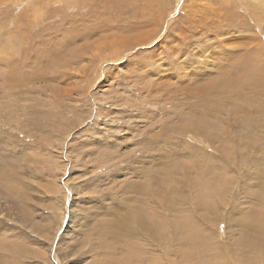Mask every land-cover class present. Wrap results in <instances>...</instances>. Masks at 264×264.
<instances>
[{
  "label": "rangeland",
  "instance_id": "374dc122",
  "mask_svg": "<svg viewBox=\"0 0 264 264\" xmlns=\"http://www.w3.org/2000/svg\"><path fill=\"white\" fill-rule=\"evenodd\" d=\"M263 74L264 0H0V264H118L144 186L153 262L264 263Z\"/></svg>",
  "mask_w": 264,
  "mask_h": 264
},
{
  "label": "bare ground",
  "instance_id": "6f19581e",
  "mask_svg": "<svg viewBox=\"0 0 264 264\" xmlns=\"http://www.w3.org/2000/svg\"><path fill=\"white\" fill-rule=\"evenodd\" d=\"M40 9V8H39ZM96 14V13H95ZM96 22V21H95ZM107 22V21H106ZM94 24V23H93ZM108 24V23H107ZM89 25V24H88ZM110 25V24H109ZM159 26V25H158ZM75 29V28H74ZM111 29V28H110ZM91 33H93L92 32V29L91 30H88V31H86V32H82V33H79V32H72L71 33V35L72 36H74V37H70L69 36V38L67 39H65V43L69 46V45H71V44H73V43H75V42H78V41H80V40H84V39H86L85 37H88V35L89 34H91ZM117 33V32H116ZM157 33H158V31H157ZM77 34V35H76ZM76 35V36H75ZM142 35V34H141ZM144 38V37H143ZM155 39V38H154ZM172 40H174V41H177V38L176 37H172L171 38ZM117 40V39H116ZM123 40V39H122ZM115 41V40H114ZM118 41V40H117ZM121 41V40H120ZM119 41V42H120ZM163 41V40H162ZM206 42V41H205ZM131 43V42H130ZM95 44V43H94ZM116 42H114V43H111V44H109L106 48H104L103 49V47H105V46H103V45H101V46H103V47H100V45H97L96 46V50L98 51V53H99V55H100V53L101 52H104L105 50H107L108 48L110 49V47L112 46V47H115L116 46ZM59 45H61V44H59ZM58 46V45H57ZM63 46V45H62ZM111 47V48H112ZM212 47V46H211ZM213 48V47H212ZM66 49H67V47H66ZM101 49H103V50H101ZM114 49V48H113ZM118 50H120L119 49V46H118V48H117ZM46 50V49H45ZM65 50V49H64ZM95 50V49H94ZM180 50H184L183 49V47H182V49H176V48H174L173 49V51H171V53L173 54V55H171V53H167V55H166V57L164 58V59H174L175 58V56L176 55H178V54H180L179 56H178V59H177V61H176V63L177 62H180L181 63V60H180V58H182V57H184L185 55H187L188 54V48L186 49V50H184L183 51V53H181L180 52ZM47 51V50H46ZM115 51V50H114ZM51 52V51H50ZM62 52V51H61ZM121 52V51H120ZM222 52V51H221ZM223 52L224 53H226V50H223ZM190 53V52H189ZM61 54V53H60ZM210 57L209 58H215V54H216V52H215V47L213 48V50H211L210 51ZM226 54H229L228 52L226 53ZM98 55V54H97ZM96 56V55H95ZM102 56V55H101ZM120 56V55H119ZM98 57V56H97ZM104 57V56H103ZM177 57V56H176ZM193 57V56H192ZM222 57H223V55H222ZM186 58V57H185ZM187 59V58H186ZM221 59V58H220ZM251 59V58H250ZM175 60H176V58H175ZM244 61L241 63V62H236V60H235V58H232V61H234V64L235 65H239L238 63H241L240 65H255V64H253V61L251 60H249V58L247 59H243ZM223 60H220V61H216V65H231L230 63H228V62H225L224 61V63L222 62ZM213 62H214V65H215V60H213ZM213 62H211V63H213ZM101 67V66H100ZM246 67V66H245ZM249 67V66H248ZM253 67V66H252ZM102 69V68H101ZM103 72V71H102ZM206 74V73H205ZM243 74H244V72H243ZM264 75V74H263ZM224 76V72H222L221 74H220V79L218 80V84H216L215 82H214V84L213 85H210V86H200L199 87V89H200V92L203 94V95H206L205 93L207 92V91H209V92H213L214 90H215V88L217 87V86H221V83H223L224 82V80H222V77ZM13 77L14 76H12L11 77V80L13 79ZM105 75H103V78L105 79ZM219 77V76H218ZM16 78V77H15ZM218 79V78H217ZM103 80V79H102ZM231 80V79H230ZM255 80H262L263 81V77L262 76H260L259 74H258V76L256 77V78H254V81ZM217 81V80H216ZM239 85H241V84H239ZM258 85V84H257ZM216 86V87H215ZM259 86H262V85H259ZM263 86H264V84H263ZM262 86V87H263ZM131 89V88H130ZM215 92V91H214ZM203 95H201V96H203ZM152 97V96H151ZM149 104H150V102H149ZM168 105V104H167ZM205 110H210V108H207V109H205ZM194 132V131H193ZM198 137V136H197ZM230 140V139H229ZM234 149V148H233ZM234 152V151H233ZM193 163V162H192ZM194 163H196V162H194ZM193 163V164H194ZM192 164V165H193ZM191 165V164H190ZM198 165V164H197ZM212 166V165H211ZM149 169V168H148ZM142 171V170H141ZM143 173V172H142ZM144 175V174H143ZM141 177H143V176H141ZM133 181V180H132ZM151 181V180H150ZM140 182V181H139ZM150 184V183H149ZM132 186H134V185H130V189L132 188ZM134 187H136V186H134ZM133 187V188H134ZM151 187L152 188H154V185L152 186V184H151ZM156 187V186H155ZM133 188H132V190H133ZM137 188V187H136ZM139 188H141V186L139 187ZM161 188V187H160ZM129 189V190H130ZM142 189V188H141ZM138 190V191H141L142 192V190L144 189V192L142 193L144 196L143 197H138L137 199H139L138 200V203L140 204L139 206H143V208H141V207H139L137 204H135V205H137L138 207L133 211V212H131V213H129L128 215H125V218H124V220L122 221V222H118V224L120 225V226H122V228H121V234H120V236L119 237H121V239H120V241H121V243H122V245H124L125 244V246H127V248H125V246L123 247V250H125V251H123L122 250V247H121V250L124 252V253H126V256H125V258H123L121 261L119 260V262H118V264H157V263H155V262H153V259H151V253L148 251V248H146L147 246H149L148 244H149V242H152L153 241V238H154V221L152 220V219H154V218H152V216H154V213L156 212V210H154V209H152V206H151V204H150V200H151V196L153 197V195H151V193L148 191V189H146V187L144 186L143 187V189L142 190ZM155 189V188H154ZM163 189V188H162ZM131 190V191H132ZM166 192L168 191V189L167 190H165ZM214 191V190H213ZM153 192V191H152ZM155 192V191H154ZM215 192V191H214ZM139 193V192H138ZM154 194V193H153ZM155 194H158V192H156ZM154 194V195H155ZM163 196V195H162ZM165 196V195H164ZM160 198V197H159ZM158 197H157V200L159 199ZM163 198V197H162ZM165 199H166V196H165ZM136 200V199H135ZM128 201V200H127ZM151 201H153V200H151ZM131 202V201H130ZM158 202H160V201H158ZM164 202V201H163ZM132 205V204H131ZM135 205H133L132 207H135ZM145 205H147V209H146V206ZM159 205H160V203H159ZM144 206H145V208H144ZM168 208V207H167ZM170 208V207H169ZM148 210V212H146V210ZM164 210V209H163ZM168 214H170V213H168ZM168 214H166V215H168ZM169 216V215H168ZM163 217V216H162ZM161 218V217H160ZM157 219V218H156ZM161 219H163V218H161ZM248 221L249 222H251V225L253 226V229H254V232H255V230L257 231V232H261L260 233V235H261V237H262V235L264 234V209H255V210H252L251 211V213H250V215H249V218H248ZM113 222V221H112ZM186 222V220H180L179 221V223L180 224H182V223H185ZM110 224V223H109ZM174 224H176V223H174ZM112 225V224H111ZM117 226V225H116ZM120 226H118V227H116V228H119ZM115 228V227H114ZM113 227H108V231H110V229L112 230V231H110L109 233L110 234H112V233H114L115 232V229H114ZM177 228H180V227H177ZM114 230V231H113ZM163 230V229H162ZM166 230V229H165ZM164 231V230H163ZM169 231V230H168ZM167 232V231H166ZM117 233H118V231H117ZM155 233H157V232H155ZM193 233H194V231H190V229H188V233L186 234L187 236H186V240H188V241H190V239H191V236L193 235ZM199 233V232H198ZM66 234L68 235V233L66 232ZM164 234H166V233H164ZM256 234V233H255ZM115 235V234H114ZM117 235V236H116ZM115 236L116 237H118V235L119 234H116ZM174 235V234H173ZM65 236V235H64ZM156 236V235H155ZM184 236H185V234H184ZM264 236V235H263ZM114 237V236H113ZM115 237V238H116ZM198 237V236H197ZM114 238V240H116V239H119V238H116L115 239ZM170 238V237H169ZM182 237H180V240L182 241V239H181ZM127 239V240H126ZM167 240V239H166ZM119 241V240H118ZM164 241V240H163ZM263 245H264V242L263 241H260ZM120 244V243H119ZM121 245V244H120ZM121 245V246H122ZM262 249V248H261ZM253 250H254V248H253ZM116 251V250H115ZM117 251H118V253H119V251H120V249L118 250L117 249ZM122 252V253H123ZM115 253V252H114ZM167 253V252H166ZM120 254V253H119ZM162 254V253H161ZM172 254V253H171ZM184 254V253H183ZM118 255V254H117ZM124 255V254H123ZM164 255V254H163ZM115 256V255H114ZM111 257V256H110ZM114 259V258H113ZM190 259V258H189ZM111 260V259H110ZM115 260V259H114ZM260 260V258L257 260V259H255V261L253 260V261H251V262H248V263H245V264H264V263H262V262H260L259 261ZM113 262H110L109 264H112ZM115 263V262H114ZM113 263V264H114Z\"/></svg>",
  "mask_w": 264,
  "mask_h": 264
}]
</instances>
